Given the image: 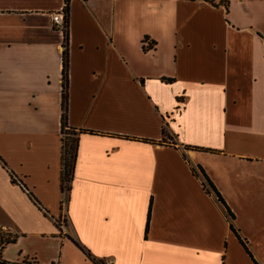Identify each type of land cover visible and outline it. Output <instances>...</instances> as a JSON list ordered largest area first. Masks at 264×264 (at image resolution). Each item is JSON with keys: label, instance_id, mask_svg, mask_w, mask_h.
Wrapping results in <instances>:
<instances>
[{"label": "crops", "instance_id": "1", "mask_svg": "<svg viewBox=\"0 0 264 264\" xmlns=\"http://www.w3.org/2000/svg\"><path fill=\"white\" fill-rule=\"evenodd\" d=\"M65 4L0 0V256L264 264V0H71L68 192Z\"/></svg>", "mask_w": 264, "mask_h": 264}, {"label": "trees", "instance_id": "2", "mask_svg": "<svg viewBox=\"0 0 264 264\" xmlns=\"http://www.w3.org/2000/svg\"><path fill=\"white\" fill-rule=\"evenodd\" d=\"M207 2H212V0H205ZM71 0H66V6L64 8V12L66 15L67 22V31L64 35V52H63V101H62V184L64 192H68L70 190L69 184L72 179L74 165L77 157V146H78V132L68 127L67 122V110H68V88H69V53H68V44H69V35H68V25H69V4ZM226 8L228 7V2L224 1L222 3ZM165 133V132H164ZM197 174V172H196ZM204 177V185L208 188V192L214 193L218 200L224 205L227 210L228 217L233 220L234 215L227 207L226 203L207 178V176L202 172ZM37 202L35 199H33ZM233 231H236L233 225H231ZM17 240L16 235H12L11 233L0 234V247L3 249L5 246L15 243ZM76 245L86 254L87 258L90 259L94 264H108L105 260L95 259L92 255L86 251L82 246L76 243ZM0 264H41L36 258L25 257L24 259L16 262L7 261L0 256Z\"/></svg>", "mask_w": 264, "mask_h": 264}, {"label": "built area", "instance_id": "3", "mask_svg": "<svg viewBox=\"0 0 264 264\" xmlns=\"http://www.w3.org/2000/svg\"><path fill=\"white\" fill-rule=\"evenodd\" d=\"M53 23H54V28L56 30H59L65 33L67 31V22H66L65 12H58V13L53 14ZM14 179L16 180V178Z\"/></svg>", "mask_w": 264, "mask_h": 264}, {"label": "rangeland", "instance_id": "4", "mask_svg": "<svg viewBox=\"0 0 264 264\" xmlns=\"http://www.w3.org/2000/svg\"><path fill=\"white\" fill-rule=\"evenodd\" d=\"M66 200H67V197L65 198V200H64V205H65V203H66ZM65 207V206H64ZM63 222H64V219L62 220ZM65 222H66V219H65ZM6 233H8L7 231H3V230H1L0 229V234H6Z\"/></svg>", "mask_w": 264, "mask_h": 264}]
</instances>
